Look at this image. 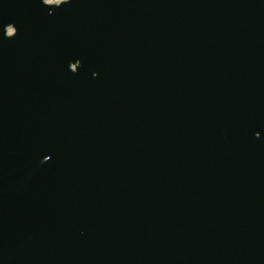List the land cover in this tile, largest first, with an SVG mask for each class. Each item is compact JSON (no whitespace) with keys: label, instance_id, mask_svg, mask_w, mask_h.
<instances>
[{"label":"water","instance_id":"obj_1","mask_svg":"<svg viewBox=\"0 0 264 264\" xmlns=\"http://www.w3.org/2000/svg\"><path fill=\"white\" fill-rule=\"evenodd\" d=\"M0 0V264H264V0Z\"/></svg>","mask_w":264,"mask_h":264},{"label":"rangeland","instance_id":"obj_2","mask_svg":"<svg viewBox=\"0 0 264 264\" xmlns=\"http://www.w3.org/2000/svg\"><path fill=\"white\" fill-rule=\"evenodd\" d=\"M54 1H60V0H54ZM48 2H50V0Z\"/></svg>","mask_w":264,"mask_h":264}]
</instances>
